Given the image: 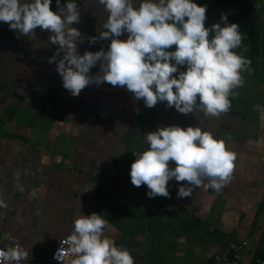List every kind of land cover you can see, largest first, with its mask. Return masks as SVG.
I'll list each match as a JSON object with an SVG mask.
<instances>
[{
	"label": "crops",
	"instance_id": "1",
	"mask_svg": "<svg viewBox=\"0 0 264 264\" xmlns=\"http://www.w3.org/2000/svg\"><path fill=\"white\" fill-rule=\"evenodd\" d=\"M262 1L192 0L207 7L205 27L219 22L222 13L240 26L244 40L235 51L252 62L242 73L244 86L235 90L239 94L230 97L231 109L220 117L180 114L166 102L149 109L125 88L107 83L73 97L55 62H47L57 48L48 43L50 33L38 28L35 39H18L0 22V199L7 205L0 208V247L15 238L31 259L47 261L80 213H96L111 223L105 237L128 249L135 264H211L219 250L243 239L252 242L246 262L256 249L264 253ZM76 2L81 17L72 27L85 38L77 45L79 54L107 50L110 41L87 40L102 30L103 6L97 0ZM50 8L56 11L55 0ZM118 39L126 40L127 33ZM98 70L97 65L90 74ZM165 126L200 127L236 154L230 182L220 192L206 188L205 180L181 199L183 182L173 179L171 198L150 199L146 185L131 184L132 153L147 150L146 134Z\"/></svg>",
	"mask_w": 264,
	"mask_h": 264
},
{
	"label": "clouds",
	"instance_id": "2",
	"mask_svg": "<svg viewBox=\"0 0 264 264\" xmlns=\"http://www.w3.org/2000/svg\"><path fill=\"white\" fill-rule=\"evenodd\" d=\"M55 2L54 12L52 0H0V22L18 39H35L38 28L50 33L48 43L57 48L47 62H55L63 88L73 97L90 85L107 83L125 88L149 109L166 102V108L180 114L220 117L231 109L230 97L239 94L235 90L244 86L242 73L250 70L252 62L235 51L242 47L244 37L240 26L228 23L223 13L209 28L205 27L207 7L192 0H140L138 8L134 0H97L107 19L99 35L87 40L89 44L110 43L107 50L80 55L77 45L85 38L72 27L80 23L79 6L76 0L63 5L61 0ZM125 33L126 40L118 39ZM97 65L99 70L90 74ZM254 109L260 110V106ZM146 143L147 150L132 153L136 159L129 176L133 186H147L150 199L171 198L168 182L173 179L183 182L177 190L181 199L190 197L205 180V187L216 192L230 182L236 154L211 132L200 127H158L146 134ZM169 162L175 166L170 167ZM6 207L0 199V208ZM110 227L99 214L80 213L53 259L59 264H135L128 249L105 237V229ZM29 258L15 238L6 249H0V264H21Z\"/></svg>",
	"mask_w": 264,
	"mask_h": 264
},
{
	"label": "built area",
	"instance_id": "3",
	"mask_svg": "<svg viewBox=\"0 0 264 264\" xmlns=\"http://www.w3.org/2000/svg\"><path fill=\"white\" fill-rule=\"evenodd\" d=\"M260 20L264 24V0L261 6V17ZM65 238L59 239L54 248L52 249L48 260L42 261L39 259L29 258L26 262L22 261L21 264H59L58 261L53 259L56 250L60 246V241ZM252 242L248 239H243L239 241H232L229 245L219 250L214 256L211 264H250L251 262H246L245 254H248L249 249H251ZM8 246L0 247V249H6ZM258 264H264V258L258 261Z\"/></svg>",
	"mask_w": 264,
	"mask_h": 264
},
{
	"label": "trees",
	"instance_id": "4",
	"mask_svg": "<svg viewBox=\"0 0 264 264\" xmlns=\"http://www.w3.org/2000/svg\"><path fill=\"white\" fill-rule=\"evenodd\" d=\"M263 258H264V253L261 250L256 249L252 262L250 264H258V261Z\"/></svg>",
	"mask_w": 264,
	"mask_h": 264
}]
</instances>
